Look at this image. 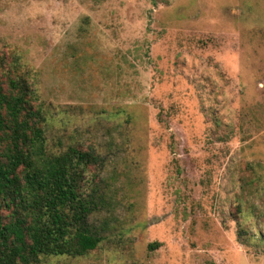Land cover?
Here are the masks:
<instances>
[{"label":"rangeland","instance_id":"374dc122","mask_svg":"<svg viewBox=\"0 0 264 264\" xmlns=\"http://www.w3.org/2000/svg\"><path fill=\"white\" fill-rule=\"evenodd\" d=\"M14 59L48 146L104 163L102 241L46 263L264 264V0H0Z\"/></svg>","mask_w":264,"mask_h":264},{"label":"trees","instance_id":"16d2710c","mask_svg":"<svg viewBox=\"0 0 264 264\" xmlns=\"http://www.w3.org/2000/svg\"><path fill=\"white\" fill-rule=\"evenodd\" d=\"M28 75L16 59L0 75V264H52L44 259L81 257L102 241L90 219L107 197L84 182L103 160L92 149L48 146L47 115Z\"/></svg>","mask_w":264,"mask_h":264}]
</instances>
